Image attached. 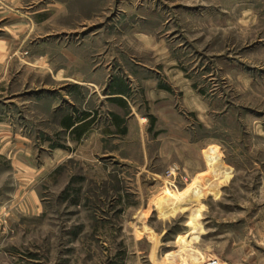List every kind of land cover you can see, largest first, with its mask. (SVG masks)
<instances>
[{"label": "rangeland", "instance_id": "374dc122", "mask_svg": "<svg viewBox=\"0 0 264 264\" xmlns=\"http://www.w3.org/2000/svg\"><path fill=\"white\" fill-rule=\"evenodd\" d=\"M26 7L34 36L0 40V264H264V0Z\"/></svg>", "mask_w": 264, "mask_h": 264}, {"label": "crops", "instance_id": "0c3cea01", "mask_svg": "<svg viewBox=\"0 0 264 264\" xmlns=\"http://www.w3.org/2000/svg\"><path fill=\"white\" fill-rule=\"evenodd\" d=\"M44 0H0V40L1 38L5 40H15L18 37L19 32L25 31L28 34H32L34 36V31L36 29L35 22V13L33 17H29L28 20H23L21 16H23L20 10L27 8L26 6H30L29 8H37L38 5H41ZM4 35L3 37H1ZM65 51V48H64ZM77 53H73V55H66V52H63V56L69 60V65L76 66L78 65V56ZM42 54L41 56H43ZM2 56V54H0ZM75 57V58H73ZM32 66L42 67L43 70L48 69L46 66H38L32 62ZM44 67V68H43ZM52 71L51 68H49ZM91 71H95L92 69ZM57 72H70L69 70L63 68L58 69ZM72 79V78H70ZM75 83L79 84H88L95 85L96 81L86 80L82 82L79 79H72ZM116 83V85H115ZM111 89V97L114 99H122L127 100L130 95V87L129 81L123 80L121 78H115L110 84ZM64 128L69 131H75L78 127V122H76L75 117L72 114H68L66 118H64ZM73 119V123L68 125V122Z\"/></svg>", "mask_w": 264, "mask_h": 264}, {"label": "bare ground", "instance_id": "6f19581e", "mask_svg": "<svg viewBox=\"0 0 264 264\" xmlns=\"http://www.w3.org/2000/svg\"><path fill=\"white\" fill-rule=\"evenodd\" d=\"M206 158L208 160L209 168L214 170L219 175V177L227 171L225 167L226 165L223 163L222 156L217 152V150H213L207 154ZM208 185L198 184L194 188L179 192H175L170 189V187H167L165 196L158 202L160 215L164 218H171L176 216L180 211H185L188 208L198 206L197 204L200 198L203 197L205 193H207L208 189H212L213 191L215 190L212 185ZM199 235L200 230H195L192 235V240H197Z\"/></svg>", "mask_w": 264, "mask_h": 264}, {"label": "built area", "instance_id": "2783aa9c", "mask_svg": "<svg viewBox=\"0 0 264 264\" xmlns=\"http://www.w3.org/2000/svg\"><path fill=\"white\" fill-rule=\"evenodd\" d=\"M201 264H222L219 258H213L211 260H204Z\"/></svg>", "mask_w": 264, "mask_h": 264}, {"label": "trees", "instance_id": "16d2710c", "mask_svg": "<svg viewBox=\"0 0 264 264\" xmlns=\"http://www.w3.org/2000/svg\"><path fill=\"white\" fill-rule=\"evenodd\" d=\"M72 123H73V119H71L70 122H68V125H69V124H72Z\"/></svg>", "mask_w": 264, "mask_h": 264}]
</instances>
